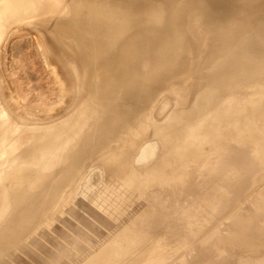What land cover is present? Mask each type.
Wrapping results in <instances>:
<instances>
[{
    "label": "bare ground",
    "instance_id": "1",
    "mask_svg": "<svg viewBox=\"0 0 264 264\" xmlns=\"http://www.w3.org/2000/svg\"><path fill=\"white\" fill-rule=\"evenodd\" d=\"M37 1L38 0H0V29L4 27L2 25L7 22V20H20L23 15L34 13L35 11H37L40 16H44V18L40 17L43 22L50 19V17L46 14V12L50 9L59 12V14L64 17L63 22L58 26L63 34L53 32L55 34V43L59 45L62 52L61 58L57 57V60L61 62L65 72L69 75L67 78L72 85V90L76 91L75 96L78 97L77 95L82 96L83 94L84 96H82V98L88 100L84 103L83 107L86 106L87 109L91 110L90 116L92 117L93 123L79 134V139L76 138L78 139V141L76 140L77 144L74 142L76 145L67 156L69 157L68 164H70L68 167L63 168L68 164L63 165L59 161L61 164L49 174L46 175L43 171H39L32 175L30 173L31 168L29 166H34V168H36L39 166V164H43V162L51 159L53 155L49 154V149H44L41 147H36L28 153L16 155L13 154L15 147L17 144L25 141L28 144H37L47 137L49 133L54 134L57 132V130L49 127L46 128L45 126L41 125H35L30 126L32 128L28 127V131L23 135L16 133V139H3L9 137V129H12V131L15 130L10 123V116L12 115L5 111L9 110L7 109L8 107L4 105L3 107L0 106V160L1 158H5L3 161V164L5 165L10 163L15 164L14 167H9V165V169L8 167L1 169L3 164L0 165V174H4L7 170H16V165L19 166L16 170L18 171L17 173L11 172L7 174V184H9L10 189L16 194L14 196L16 199L15 201L18 203L23 202L25 205H27V208H31L24 210L27 216H25L23 220H21L20 217L18 220H16V217L13 219L11 217V213L9 212L10 208L6 209L3 212L4 214H0V229L2 228L1 226H3L4 222H7L9 218L12 219L10 222L11 224H9L12 225V228L14 226H19L21 230L25 229L28 232H39V228H41L43 224L45 225V222H47V219H49L51 216L53 217L55 215L56 219H66L61 230V245L54 243L52 238H50L48 243L40 247L43 249V251L40 250L42 252L36 249L34 250L32 245H25L22 248L23 250L25 249L30 251L28 254H30L31 259L23 256L21 257V255H23L21 252L22 254L20 253V256L16 258V264H34L46 257L53 256L54 249L63 250V253H57L53 257V261L58 264H68L67 258H75L78 261V256H86L90 260H94V258L97 256L99 258L106 253V249L103 247V253L101 252L102 250L99 252L98 250H95V248L99 245L103 246L104 244L110 242V239L114 234L112 225L116 226L117 224L124 223V219L128 213V211L126 213V210H124L126 206L127 209H129L128 206L130 204H134V206H132L135 207L137 205L139 206L144 204L145 202L148 203V201H153V203H155L154 201L156 199L160 200L159 197L163 199L162 196L166 198V203L163 202V204H161V208L159 206L160 204L157 203V206L155 205L157 212H155L154 218L156 219H148V217H146V215L148 216V213L151 211L147 210V207L145 208L146 210L144 209V211L149 212H147L145 215L142 211V207L140 208L141 212L143 213L142 218L144 219V217H146L148 219V222L145 221L146 223H150L152 225L153 221L155 225H161V227H159L163 229L165 226L168 228H173L171 227L172 225L174 228L179 229L177 224H182V227H179L180 229L182 228L181 230L184 231L182 232L184 234L183 236L178 235L179 238H183L181 241H179L180 239L176 237L177 233L174 236V228L170 229V234L162 242V250L165 254H163V256L161 255L163 259L161 263H166L170 255L174 256L172 253H167L171 251L174 253V250L178 249V247L179 252L181 253L182 248L180 246L182 244H189V241L192 239L194 240L195 236L197 237L204 234L199 236V238L197 237L199 239L198 243L201 244L206 242V239L210 234L209 230H211L209 228V230L206 229V227L209 225L212 227L211 223L214 222L213 218L216 215H211L213 212L211 209L215 211L216 208H219L221 210L222 208H225L223 207L225 204L236 202L240 194L243 193L241 190V184H237L239 178H235L236 176L234 175H223L221 170H219L220 168L218 164L219 160L222 159V154L225 155L226 153L228 155L237 151L240 142L236 138L241 139L239 138L240 136L237 135L240 131L236 133L237 136L233 135L234 137L236 136L235 139L233 137V139H231L230 137L234 133V130L237 131V129H234L235 126L229 125L227 129L222 126L220 131L217 132V136L203 141V143L200 145L192 146H189L188 144L197 139L192 138L187 143L185 140L186 138H181L180 135H183L188 129L192 128L195 124V121L198 120L201 115L205 114L209 116L216 114L218 109L217 105L220 102L224 103L229 101L228 103H231L233 108L238 107L241 103H238L233 96L236 92L241 93L237 90L240 89V91H242L245 88L249 89L248 87L251 88L256 82L264 80V74L261 75V77L256 73L259 77L248 83L243 82L246 76H253V74L251 75L252 72L249 71L252 70V66L255 69H257V67H264L261 66L262 63H260L261 59H264V0H63L62 2L55 0H43L41 4H38ZM151 9L152 11H150ZM8 12L10 14L4 15ZM53 22L55 21L53 20ZM248 64H250L251 67H247ZM233 78L242 79L240 88L235 89L236 87L229 86V80H232ZM204 81L209 83L208 89L205 91L192 85L196 84L197 82ZM159 90H161V94L165 92L167 95L172 94L170 96H173V106L169 111V115L167 114V117L164 116L165 118L159 117L162 111L160 107V109H152L155 105H153V102L155 99H157L156 94ZM2 92V88H0L1 96H3ZM154 103H156V101ZM166 108L167 107H165V109ZM165 109H163L162 112H164ZM96 110L100 111V117L95 115V113H97ZM151 111L153 114H151L149 117H145V115ZM84 115L85 112H82L80 116L76 115L71 118V120L66 124V134H69L73 129L80 126L82 117ZM142 117L145 118L142 119ZM166 128H172L173 130H170L172 132L167 134L165 137L173 138L178 136L180 139L177 140V142L183 143L177 145L176 152L174 154H168L164 156H160V154L149 156L151 153L149 148H156L158 141L156 140L157 143H155V140H151L145 143L142 149H144L145 153L148 154L147 157H149V159H147L146 162H149L145 163V167L139 168L138 166H135V172L129 180V187L125 190L121 189L122 191H120L123 194H119L118 191L115 193L113 190L114 185H109L108 183L104 184L103 182H84L83 187L85 185L86 188H84L83 191L80 190V193L84 195L86 194V196H88V203L83 208L81 204H78L80 200L79 198V200H76V203L74 201V204L76 205L74 215L80 220L87 236L84 238L83 233L78 232L74 228L73 230L68 229L71 224L67 219V215L69 213L63 214L62 210L59 209L60 211H56L54 208H52V206L55 203V200H59L61 198H59V195L63 196V192L69 194V191H71L69 188L74 183L72 177L83 168L84 160L90 158L98 159L104 155L99 157L96 156L103 150H106L108 153L106 154L107 156L105 157V160L98 161L96 163H99L100 165V162H102L103 164H112L113 166H118L123 163L126 154L136 145L132 144L131 141H136V139L141 136L139 133L144 134L147 132V136L153 137V135L158 136L157 132L163 131ZM205 130L208 134L210 133L207 128ZM262 138L259 137V140L261 139L264 141V137ZM120 141L122 142L121 145H119ZM259 142H257V145ZM57 144L61 145L62 140L59 139ZM259 145H262L261 142ZM243 146L245 153L249 147H253V149L248 153L250 155L246 156L249 157L247 161L241 160L242 166L244 165L246 168L244 170H248L249 180L248 183H245V186L248 188L249 186L256 184L261 179V176H264V166L255 168V165L263 161L262 158L264 157V149L260 150V153H258L256 146L245 143ZM180 150L184 152L182 156H178V152ZM9 154L10 157H8ZM23 155L26 156L17 157ZM42 155H44L45 158H42ZM36 159L37 161L32 162V160ZM23 162L28 164H23ZM236 162H238V160H236ZM212 165L214 166L213 168H211ZM216 166L218 167V170L216 169L218 173L213 174L214 171L213 173H210L208 169L211 168V170H215ZM230 167L231 163L228 164L227 162L224 171H227V169ZM195 171L202 172H200V176L203 178L201 177L202 180L200 183H203V188L204 185L207 184L204 182L206 181L205 178H207V180L211 178V176L210 178L207 177L208 174H213L212 177L214 176V178H216L214 181L211 180V185L214 182L215 187L219 186L222 188V191L220 190L222 192L221 193L215 189L214 186H212L215 191L217 190L213 193H218V196L220 195L219 193H221L219 197L215 195L217 197L216 204L213 205L214 203H211V205L214 206H212L213 208H209L211 205L208 207V204H206L211 198L204 201V197L206 196L203 198L200 196L199 198H201V200L204 199L203 203L199 199V202H192L197 200L198 196L194 195L196 192H194V194H189V192L187 193V190L189 189L186 188H192V186L195 185L194 187L196 189V184H200L196 182L194 178H192L194 173H197ZM66 172H70V175L66 174L69 177H65ZM99 172L100 169L94 170V173L96 174ZM195 179L198 180L197 178ZM98 187L103 190L102 194L99 192V189L97 190ZM202 187L200 189H202ZM195 189L193 188V191H195ZM205 189L207 188H204L202 192L203 194L201 193V195H204ZM214 189L212 191H214ZM164 190H167V195L161 192ZM175 192L180 193L179 201L176 205H171V198ZM229 193H233L235 196L230 194V197L228 195ZM255 194H260V192ZM65 195L67 196V194ZM69 195L68 197H70ZM207 195L209 196V194ZM66 196L65 198H67ZM194 196L196 199H194ZM253 197L262 198L261 196ZM255 198L254 202H256ZM214 199L215 197L211 201L214 202ZM69 200L70 198L68 201ZM256 200L258 201V199ZM83 201L85 202L86 200ZM190 202H192V204ZM259 202L262 203L261 201ZM259 202H257L258 206ZM33 203H35V205H32ZM67 203L65 208H70V203ZM153 203L152 206H154ZM253 204L256 205L255 203ZM145 205L147 206V204ZM251 205L252 204H250L249 207ZM255 207H251V209L248 207L246 208H248L247 210L249 211L254 209V211L256 210L257 212L253 211V213L259 212L258 214L264 211L262 208L261 211L260 207ZM135 208H137V210L139 209L138 207ZM174 208L177 210L175 209L174 211L176 213L172 214V212H174L172 211ZM53 209L55 211H53ZM88 209L90 210L89 215H85L84 213L87 212L86 210ZM133 210L136 211V213L139 211L135 209ZM133 210H130L129 214L131 215L133 212L132 216L134 219L135 212ZM141 212L139 214H141ZM221 212L222 211H220V213ZM232 212L233 213L231 214V212L228 211V213L231 214V217L228 216L229 219H225L228 221L231 219L230 223L235 224V226L237 225L235 230L237 228L241 229V233L238 232L240 234H238V237L235 238L236 240L234 239V241H236L235 243L239 245V247H235V250L236 248H239L240 254L239 252H237V254L235 252L234 253L236 255H240L241 258L239 261H237V264L240 263L242 258L244 260L243 264H249V260L252 261V264H263L264 251L261 252L263 247H260L261 249L258 250L259 247L255 248V245L253 246L248 241V237H251V235L255 234L256 231L259 232L260 229H256L260 227V225L262 226L264 224V221L262 220L264 219V213L262 212L263 214L261 213V215H259L262 216V218H259L262 220V223H260L261 221H257L256 223V221L254 222L253 220L254 224L256 223L258 225L260 223V225L256 226L252 224L251 217L253 218V215L250 214L251 212L248 213L249 216H246V213L244 216L245 218L243 219L242 216H239L240 218H238V216L234 214L233 210ZM238 213L239 212H237V215ZM60 214L63 216L60 217ZM139 214L137 215L139 216ZM137 215H135V222L138 220L136 219ZM96 217H100L99 220L101 223L94 224L97 222L94 221ZM177 217H180V219L183 218V222L181 223V220H179ZM133 222L131 220L130 223L129 221L125 223L127 225L129 223L130 226L133 225L134 227L135 222L134 224ZM47 223H50V221ZM215 223L216 222H214V225ZM150 224L148 227L151 226ZM218 224L219 223H216V228L214 226L215 229L218 228ZM48 226L49 229L47 232L50 235L54 233L55 230H53V223L49 224ZM254 226H256V231L253 229L255 232L251 230V228ZM44 227L47 228V226ZM44 227L42 229H44ZM151 227L155 226L152 225ZM116 228L118 229V227H115V230ZM141 228L138 229L141 230ZM146 228L147 226L143 228L144 232L147 231L145 233H148ZM224 228L225 226L223 229ZM177 229L175 231L178 232ZM120 230L118 229L119 232ZM127 230L126 233H128L130 229L128 228ZM136 230L134 229V232ZM244 230H250L254 233L251 232V234L249 231L248 235V232H245ZM4 231L5 228L4 230L2 228L0 231V249L6 243V238L1 237L2 234L4 235L6 233H4ZM131 231L133 232V230ZM236 231L232 232H234L237 236ZM144 232L142 235H139L140 232L138 233V231L135 232L136 234L132 233L133 235H130L131 233L127 234V238L128 235L132 238H141L143 237V234L145 235ZM232 232L229 233L232 234ZM122 233L124 234V232ZM227 233L225 235H227ZM259 234L258 238L260 237ZM227 236L224 237L225 239H228L227 243L224 244H229V247L227 248H231L230 246H233L232 243H234L232 238H234L235 235H233L232 238L230 235L228 237ZM254 236L253 238H249V240L251 241V239H254L252 240V243H256V246L259 244L260 246V243H262L264 240V237L263 240L261 239L263 235L261 238H259L260 240L258 238L255 239ZM218 237L222 238L221 236ZM42 239H44V237ZM218 239L216 241H219ZM37 241L38 239H34V242ZM186 241L188 243H186ZM30 242L32 243V241ZM171 242L172 245L176 244V249L175 245L174 250L170 249L172 248L171 245H169ZM177 242L179 246L177 245ZM209 242L211 243L212 241H208V243ZM219 242H221V244ZM219 242H217V245L219 243V246H217L214 242L210 246L208 245L210 248H206L210 249V251L205 248L206 252L208 253L207 256L204 257L207 259H205L207 262L209 261L208 264H220L221 262L228 263L227 257L231 256V254L226 252L227 257L225 255V258L223 255L225 254L223 251L224 248L219 251V247H223L220 246L223 244L222 240ZM230 242H232V245ZM183 245L182 247H184ZM201 245L203 247V244ZM247 245H252L253 247ZM226 246H224L225 249ZM186 247L187 246L185 245L183 249ZM217 247L218 249H215ZM241 247L243 248L242 250ZM249 247L254 252L253 255H248L250 252L248 249ZM253 248L256 249V252L255 249L253 250ZM205 249L203 250L205 251ZM187 250L190 253L192 249L190 250V248H188ZM194 250L195 249H193L192 252ZM226 250L228 251V249ZM89 251L98 252L96 255H94ZM230 251L231 249L228 252ZM244 251L247 255L245 256V259L244 257H241L243 256L241 252ZM177 252H175V254H177ZM184 252L185 251H183V253ZM196 252L197 253L192 254V259H195L194 255H200L198 250H196ZM181 255L182 254H180V256ZM186 255L188 254L186 253ZM236 255L234 256L235 260H233V262H236ZM192 259L188 258V260ZM196 259H198V257ZM229 260L232 262V256L231 259L229 257ZM243 260L241 261V264ZM136 261L137 260H135V262ZM181 261L184 262L183 260ZM194 262H196V260ZM233 262L232 264H236ZM113 263L115 264L114 261ZM131 263H134V260L131 261Z\"/></svg>",
    "mask_w": 264,
    "mask_h": 264
},
{
    "label": "rangeland",
    "instance_id": "2",
    "mask_svg": "<svg viewBox=\"0 0 264 264\" xmlns=\"http://www.w3.org/2000/svg\"><path fill=\"white\" fill-rule=\"evenodd\" d=\"M55 1L62 2L63 0H55ZM42 2H43V0L37 1L38 4H41ZM47 3H51V2H47ZM166 5H164V6H166ZM150 11H152V9ZM8 14H10V13L8 12L4 15H8ZM46 14L50 17V19L48 21H45V22H43L41 20V18H44V16H40V14L37 13V11H35L34 13L23 15V17L20 20H13V21L7 20L8 23L5 22L2 25L4 27L3 28L1 27L2 29H0V88H2V91H3L2 92L3 96H1V94H0V99L2 101V102L0 101V106L3 107V105H4V106L8 107L7 109H9V110H5V111L8 114L13 116V117L10 116V118H11L10 123H11V126L16 131L15 132V131H12V129H9V132H10L9 137L3 138V139H8V140L11 138L16 139V137H17L16 133L19 135H23L28 131L27 130V129H29L28 127L35 126V125H41V126H45L46 128L49 127V128L57 130V132L54 134L49 133V135L47 137H45L42 141H40L37 144H35V143L28 144L25 141V142H22L20 144H17V146L15 147L13 154H16V155L28 153L32 149H35L36 147L49 149L48 150L49 154L53 155L51 157V159H49L46 162H43V164H39V166L36 168H34V166H29L31 168L30 173L32 175L36 174L39 171H43L47 175L51 171H54V169L56 167H58L61 163L63 165H67L69 163V159H68L69 157H67V156H68L69 152L72 149H74L75 145L77 144L76 140L78 141L79 134L84 129H86L87 127H89L93 123L92 117L90 116L91 110L87 109L86 106L83 107L84 103L87 102L88 100L82 98V96H84L83 94H82V96L77 95L79 98L75 96L76 91L72 90L73 89L72 85H71L69 79L67 78V76H69V75L65 72L64 68L62 67L61 62L57 60V57L61 58L62 52H61L59 45H57L55 43V40H54L55 34L53 32L63 34L61 32V30L58 28V26L61 25V23L64 20V17H62L59 14V12H57L53 9L48 10L46 12ZM53 20L55 22H53ZM73 28H75V27H73ZM13 29H14V31H13ZM260 63H262L261 66H264V59L263 58L261 59ZM247 67H251V65L248 64ZM253 68L254 67L252 66L251 67L252 70H249L250 72H252L251 75L253 74V76H246L244 78L243 82H247V83L251 82L252 80H254L257 77L264 74V67H261V68L257 67V69H255V68L253 69ZM208 84L209 83H206L204 81V82H197L196 84H192V85L194 87H197L198 89H203V91H205L208 89ZM241 84H242L241 78H238V79L233 78L232 80H229V86L230 87H236L235 89L240 88ZM248 88L249 89L245 88L244 90H242L243 92L240 91V89H238L237 91H239L241 93H238V92L235 93L234 92L235 93L233 95L234 98L236 99V101L238 103H241L238 107L233 108L231 103H228L229 101H226L224 103L220 102L217 105L218 109H217V112L215 111L216 114L209 115V116L205 115V114L201 115L198 118V120L195 121V124L192 128L188 129L187 132L184 133L183 135H180L181 138H186L185 140L187 141V143L192 138L197 139V140H193L192 142H190V144H188L189 146L200 145L203 143V141H206L208 139H211V138H214L215 136H217V134H218L217 132L220 131L222 126H224L227 129L229 125H234L235 126L234 129H237V131L234 130V133L232 134V136L230 138L235 139V137L238 135V136H240L239 138L242 139L241 140V139L236 138L240 142V145L237 148V151H239V152L236 151L235 153H231L228 155L226 153H225V155L222 154V159L219 160L218 164H219V168H220L219 170H221L223 175H234V176H236L235 178H239L237 181V184H241V186H242L241 190L243 191V193L240 194L241 197L239 196L238 199L236 200V202H234V203L230 202V203L225 204L223 206L225 208L220 207V208H222L221 210L219 208L218 209L216 208L217 210L214 208L216 212L211 209V211L214 212V213L212 212L211 215L216 214L215 217L213 218L214 219L213 221L216 223H219V224H218L217 229H215L216 223L214 225V222L211 223L212 227L210 225L208 227H206V229H208V228L211 229V230L208 229L210 234H211V238H210V234L208 232L209 236L207 237V239L208 238L209 239L208 240L206 239V242L201 243V244H203V247L201 244L198 243L199 242L198 238H199V236H202L204 234L197 236L198 238L195 236L194 240L192 239L189 241L190 242L189 244H184V245L182 244L184 247L186 245L187 249L188 248H190V250L195 249L193 252L191 250L190 253L186 248L183 249L184 247H182V245L180 246L182 248V252L180 253L179 247H178V249H176L177 246H176V244H174L176 242H174L173 244L175 245V249L179 252L178 253L176 250H174V245H172V242H171V244H169V245H171L172 248H170V249L174 250V253L171 251L167 254L172 253V254H174V256L170 255L169 256L170 258L168 257V261L164 264H200V263H202V264L207 263L208 264L209 261L207 262L206 261L207 259L205 258L207 256V253H208V252H206V249H208L206 247H209L211 244H213V242L217 245V242H219L221 240H222L223 244L227 243L228 239L227 238L225 239L224 237H226L229 232L230 233L232 231L235 232L237 229H239L240 231L239 230L236 231L237 236L234 232H232V234L235 235L234 238H232L233 235L229 233L230 236L232 235L231 238L233 239V242H234V243L230 242V244L232 243L234 247L230 246L231 248H227V247H229L228 246L229 244H224V245L222 244L220 246L221 247L223 246V247L222 248L219 247V251L224 248L223 249V251L225 252V254H223L224 257H225V255L227 257V253L231 254L232 262H233V260H235L234 256L237 254V252H239V248L238 249L236 248V250H235V247H239V245H237V243H235L236 241H234V239L237 238L238 234L241 233V229L237 228L235 230L237 225L235 226V224L230 223L231 219L229 221L226 220V219H229L228 216L231 217L230 215L233 213L232 210L234 211V214L236 216H238V218H240L242 216V219L245 218L244 216L246 213H247L246 216H249L248 213L251 212L250 214L253 215V218L251 217V215H250V217H251V221H252L253 225L258 226V225H260V223H262V220L264 221V219H262V220L259 219L260 217L262 218V216H259V215H261L262 212L264 213V211H262V210H264V208H263L264 207L263 206L264 205L263 204L264 203V201H263L264 200V176H261V179L256 184L249 186L250 188L249 187L247 188V186H245L246 185L245 183H248L249 174H248V170H244L246 168L244 167V165L242 166V162H241V160L247 161V159L249 157H246V156L250 155L248 153L253 149V147H249L245 153L244 149H243L244 143L256 146L258 153H260V150L264 149V147H263L264 141H262L261 139H260L261 141L259 140V137L260 138L264 137V80H261L260 82H256L254 85H252L251 88L250 87H248ZM72 91H73V93H72ZM163 93L161 94V90H159L157 92V94H156L157 99L154 100V102L156 101V103L153 102V105L154 104L155 105L152 108L154 110L161 108L163 111V109H165V107H167L164 110V112L161 111V114L159 116L161 118H163L164 116L167 117V114L169 115V111L171 110V108L173 106V104H172L173 103L172 102L173 96H170L172 94L167 95L165 92H163ZM15 102H16V104H15ZM207 103H210V102H207ZM13 105H14V107H13ZM96 111H97V113H95V115L97 117H100V115H101L100 111L99 110H96ZM82 112H85V115L82 117V122H81L80 126L73 129L69 134H66V124L71 120L72 117H74L76 115L80 116L82 114ZM151 114H153L152 111L150 113H147L145 115V117H149ZM145 117H142V119H144ZM50 124H52V125H50ZM45 127H43V128H45ZM30 128H32V127H30ZM206 128L210 132L209 133L210 135L205 130ZM33 129L36 130L35 128H33ZM170 130H173V129L172 128H166L163 131L157 132L158 136L153 135V137L147 136L148 135V134H146L147 132H145L144 134L139 133L141 136L138 139H136V141H131L132 144H136V145L134 146V148H132L126 154L123 163H121L118 166L117 165L113 166L112 164L111 165L110 164L109 165L103 164L102 162H100V165H99V163L98 164L96 163L98 161L105 160V157L107 156L106 154L108 153L106 150H103L100 154H98L96 156V157H99L101 155H104L98 159H91L90 158V159L84 160L83 168L75 176L72 177V180H74V183L69 188L71 190V191H69V194L72 192L71 193L72 195L71 194L69 195L68 193H65V192H63V193L61 192L63 194L64 198H63V196L59 195V198L60 197L61 198L59 200L58 199L55 200V203L52 206V208H54L56 211L62 210L63 214L69 213L67 215V219L70 221L71 224L68 227V229L73 230V228H74L78 232L83 233L84 238L87 236L86 233L84 232V227L81 224L80 220L77 219L74 215V211H75V207H76V205L74 204V201L76 203V200L80 199L78 204H81L83 208L88 203L87 202L88 196H86V194L84 195V194L80 193V190L83 191V189L86 188L85 185L83 187L84 182H91V183L103 182L104 184L108 183L109 185H114L113 190L115 191V193H116V191H118V193L121 194L122 192H120V191H122L123 189L125 190L129 187V182H130L129 180L135 172V170H134L135 166H138L139 168L145 167V165H146L145 163L149 162V161L146 162L147 159H149V157H147L148 154H146L144 149H142L144 147L145 143H147L151 140H153V141L155 140L154 141L155 143H157L156 140L158 141V145L156 148H151V149L149 148V150H151V153L149 156H152V155L155 156L158 154H160V156H164V155H168V154H174L177 150V145L183 144V143L177 142V140L180 139L178 136L173 137V138L165 137L167 134L172 132ZM230 130H232V129H230ZM238 131H240V132H239V134L236 135V133ZM233 135H236V136L234 137ZM76 138H78V139H76ZM59 139L62 140L61 145L57 144ZM240 140L242 141V143L243 142L244 143L242 144ZM243 140H245L246 142ZM259 141L261 142L262 145H259L260 144ZM257 142H259V144H258L259 146L257 145ZM12 143H15V142H12ZM121 143L122 142L120 141L119 145H121ZM117 145H118V142H117ZM183 154H184V152L182 150H180L178 152V156H182ZM263 155H264V153H263ZM5 156H7V155H5ZM5 156H3V157H5ZM25 156L26 155L17 156V157H25ZM8 157H10V154L8 155ZM42 158H45V156L42 155ZM4 159L1 158L0 165L3 164ZM90 160H93V161H90ZM236 160H238V162H236ZM262 160L263 161H261V163L255 165V168H259V167L264 166V163H263L264 157L262 158ZM35 161H37V159L32 160V162H35ZM59 161L61 163H59ZM30 162H31V159H30ZM227 162H228V164L231 163V167L229 169H227V171H224V168H225V165L227 164ZM57 163H59V164H57ZM23 164L27 165L28 163L23 162ZM14 165H15L14 163L13 164L10 163L7 165L3 164L1 169H3L4 167H8V166L14 167ZM69 165L70 164H68L67 166H65L63 168H66ZM202 165H204V164H202ZM213 165L211 166V168L214 167ZM200 166H201V164H200ZM9 167H8V169H9ZM18 167L19 166L16 165V170ZM211 168L208 169L210 173H213V171H214L213 174L218 173L217 172V170H218L217 166H216L215 170L214 169L211 170ZM97 169L98 170L100 169V172L96 174V173H94V170H97ZM16 170H12V171L7 170L4 174H0V214L3 213L6 209L10 208L9 212L11 213V217L13 219L16 217V220H18L20 218H21V220H23L25 218V216H27V214L24 212V210L25 209L28 210V208L29 209H31V208L30 207L27 208V205H25L23 202L18 203L15 201L16 199L14 198V196L16 194H15V192H13L10 189V186H9V184H7V179H6L7 174H9L11 172L17 173L18 171H16ZM215 171H216V173H215ZM195 172H197V171H195ZM200 172L201 171H198L197 172L198 175H197V173L196 174L194 173V175L192 176V178H194V180L198 183H200L202 178H203L202 176H200L202 173V172L201 173ZM66 174L70 175V172L65 173V177L66 176L69 177ZM213 174L207 175V177H209V178L211 176L212 179L208 178L209 180H207V178H205L207 182L206 181H204V182L207 184L204 185V188L206 187L207 189H205L204 195H201V193L204 190V188L202 187L203 183L202 184L200 183L198 185L196 184V189L194 187L195 185L192 186V188L191 187L186 188V189H189V190H187V193L189 192V194H192V193L194 194V192H196L194 195L198 196L197 200H194V199H196V197L194 196L195 198L193 199L194 201H192V202H196V201L199 202L198 201V199H199L203 203L204 199L201 200V198H199V197L201 196L203 198L204 196H206V197H204L205 198L204 201L209 200L211 198L210 201H207L208 203L205 202L206 204H208V207H209V205H211V203H214L213 205L216 204V198L221 195L222 188L219 186L215 187L214 182L211 185V182L216 179V178H214V176L212 177ZM35 176H39V175H35ZM41 176H44V175H41ZM204 176H205V174H204ZM195 178H197L199 181L196 180ZM208 184H210L211 187ZM200 186L202 187V189H200L201 188ZM212 186H214L215 189H217L219 192H221V193H219L220 194L219 196L217 195L218 193H213V192H216L217 190L215 191V189ZM252 186H254V187H252ZM217 187L221 188V189H218ZM193 188L195 189V191H193ZM260 188L261 189L263 188L262 191ZM66 189H65V191H66ZM98 189H99V192H101V194H102L103 190L100 189L99 187L97 188V190ZM213 189H214V191H212ZM243 189H245V190H243ZM167 190H164L161 192L164 193L165 195H167L168 194ZM208 190H210V191H208ZM244 191H246V192H244ZM259 192L262 195L255 194V193H259ZM65 194H67V196ZM198 194H200V195H198ZM207 194H209V196ZM230 194L235 196L233 193H229L228 195L230 196ZM17 195H19V194H17ZM68 195L70 197H68ZM179 195H180L179 192L173 193L172 198H171V203H170L171 205L177 204V202L179 201ZM65 196L67 198H65ZM213 196L215 197L214 202L211 201L214 198ZM253 196H256V197L261 196L262 198L259 197L261 199L260 200L259 198H255ZM69 198H70L69 201H71V202L68 201ZM162 198L163 199H161L159 197L160 200L156 199L154 201L155 203H153V201H148L149 204L145 202L144 204H141L142 206L137 205L135 207H138L139 209L142 207V211L144 212V215L147 214V212H149V211H146V212L144 211V209L147 207L146 208L147 210H151L150 211L151 214L149 212L148 216L146 215V217H148V219L154 218L155 212H157V210H156L157 205L156 204L157 203L160 204L159 206L161 208V204H163V202L166 201V198L164 196H162ZM206 198H208V199H206ZM251 198H253V199H251ZM254 198H255L256 202H254ZM256 199H258V201ZM83 200H86V201L84 202ZM243 201H245V202H243ZM247 201H248V203H247ZM251 201L253 203H255L256 205H254ZM259 201H261V202L263 201V202L260 203ZM67 202L70 203V208H65ZM151 202L153 203L154 206H152ZM192 202H190V203L192 204ZM209 202H210V204H209ZM257 202H259V206H258ZM35 203H33L32 205H35ZM145 204H147V206ZM235 204H236V206H235ZM250 204H252V205L249 207ZM10 205H11V207H10ZM132 205L134 206V204H130L128 206L129 209H127V206H126V208H124V210H126V213L128 211V213L126 214V218L129 220H127L125 218L124 223L117 224L116 226L112 225L113 230H114V234L111 237L110 242L107 244H104L103 246L99 245L95 248V250H98L99 252L102 250L101 252H103V250H104L103 247H105L106 250L108 249L107 251L105 250V252H106L105 254H103L99 258H98V256L95 257L94 260H90L86 256H81V257L78 256V261L75 258H73V259L67 258L68 264H114L113 261L115 262V264H136V263H138V264H162L161 263L163 261L162 256H163V254H165L164 251L162 250V247H163L162 242L165 240L166 237H168V235L170 234L169 231H171L170 229H173L174 226L173 225L171 226L173 228H168L167 226H165V228H164L165 230H164L163 228H160L161 225H159L160 226L159 227V226L155 225L152 221V225L155 227H151L152 225L150 223L149 224L151 226L148 227L149 224L145 222V221L148 222V219L146 217H144V219L142 218L143 213L141 212V209L140 210L138 209L139 210L138 211L137 208L133 207ZM143 205H145V206H143ZM213 205H211V207H209V208H213L214 207ZM232 205H234V206H232ZM261 205H262V207H261ZM149 206H151V207H149ZM246 207H248L249 209H251V207H253V208L254 207L255 208L260 207V210L262 208V210H261L262 212L260 214H258L259 212L253 213V211H254L253 208H252L253 210L249 211V210H247L248 208H246ZM132 208L137 210L138 213H136V211H134ZM54 209H53V211H55ZM152 209H153L154 213L152 212ZM175 209L176 208H174L172 211H174ZM178 209H179V207H178ZM235 209H236V211H235ZM130 210L131 211L133 210L136 213V214L134 213V219H135V215H137L141 212V214H139V216L138 215L136 216V219H138L137 220L138 222L137 221L135 222V220L133 219V216H132L133 212L131 213V215L129 214ZM219 210L223 212V216H222V212L220 213ZM243 210L245 211V213ZM260 210H258V211H260ZM86 211L87 212H85L84 214L89 215L90 210L88 209ZM217 211L220 213L221 216L219 215V213ZM228 211L231 212V214L228 213ZM237 212H239L238 215H237ZM254 212H257V211L255 210ZM173 213H176V212L174 211V212H172V214ZM22 214H25V215H22ZM177 214H178V212H177ZM62 216L63 215L60 214V217H62ZM217 216H218V219H217ZM211 217H213V216H211ZM52 218H53V220H52ZM140 218H142V219H140ZM177 218L179 220H181V223L183 222V220H182L183 218L182 219H180V217H177ZM177 218H175V219L178 220ZM254 218L255 219L257 218L258 220L257 219L255 220ZM99 219H100V217H96L94 221H97V222H95L94 224L101 223V221ZM154 219H156V218H154ZM215 219H216V221H215ZM65 220H66L65 218L56 219L55 215L53 217L51 216L49 219H47V222L50 221V223L45 222V225L43 224L42 227L39 228V232L41 233L40 234L38 231L28 232L25 229L21 230L19 228V226H14L12 228V225H9V224H11L10 222L12 221V219L9 218V220L7 222H4L3 226H1L3 228V230L5 228L4 233L6 232L7 234L6 233L4 235L2 234L3 236L1 235L2 238L3 237L6 238V243L0 249V264H16V261H17L16 258L20 256L21 252L23 253V255H21V257L23 256V257L31 259L30 254H28L30 251H27L25 249L23 250V248H22L25 245H32L34 250L36 249L38 251H40V250L43 251V249H41L40 247L42 245H45L46 243H48L50 238H52L54 243H58L61 245V230H62V226H63V223ZM131 220H132V222L134 220L135 224H134V222H133V224L136 227L135 226L133 227V225L130 226L129 223ZM253 220H254V222L256 221V223H257V221H261V222L257 225L256 223L254 224ZM128 221H129V223L127 225L125 222H128ZM144 222H145V224H144ZM149 222H150V220H149ZM224 222H227V223H224ZM51 223H53V226H54L53 230H55V232L49 235V233L47 231L49 229L48 225ZM156 223H158V222H156ZM174 224L176 225L175 222H174ZM145 225L147 226L146 229L148 230V233H145L147 231L144 232L143 228L146 227ZM232 225L235 227H233ZM239 225H238V227H239ZM44 226H47V228ZM119 226L120 227L122 226V227L120 228ZM179 226L182 227V224H180V225L177 224V227L179 229H177V228L173 229V231L175 232L174 236L177 233L176 237H178V235L183 236V234H184V233H182L184 231L181 230L182 228L180 229ZM214 226H215V228H214ZM224 226H225V228L223 229ZM256 226L251 228V230H253V229L255 230ZM43 227H44V229H42ZM115 227H118L119 230L121 229L123 231L120 230V232H121L120 233L118 231V229L116 228V230L118 231L117 232L115 230ZM128 228L130 230L128 233H126V230ZM136 228H137V230H136ZM138 228H141V230L145 233V235L143 234V237L132 238L128 235V238H127V234L131 233L130 235H133V234H136L135 233L136 231H138V233L140 232L139 235L140 234L142 235L143 232L141 230H139ZM155 228H156V230H155ZM231 228H234V229H231ZM1 229H0V231H1ZM134 229L136 230L135 232H134ZM176 229L178 230V232L175 231ZM258 229H260L259 232L256 231ZM262 229L264 230V224L262 226L260 225V227H258L255 230L257 234L256 233L252 234L255 231L253 230L254 231L253 232V231L249 230L250 233L252 232L251 233L252 235L250 234L251 237L253 238V236L255 235L254 238L256 239V238H258V234L261 233V234H259V236H260L259 238H261V236L263 235L261 238L263 240L264 234H262V233H264V231ZM131 230H133V232ZM158 230H160V231H158ZM228 230H230V231H228ZM166 231H168V232H166ZM244 231L248 232L247 234L249 235V231H247V230H244ZM260 231H262V232H260ZM45 232H46V234H45ZM122 232H124V234ZM238 232H240V233H238ZM181 233H182V235H181ZM226 233H227V235H225ZM19 234H20V236H19ZM43 234H45V235H43ZM216 236L217 237L221 236L223 239L219 238V237H218L219 238L218 239ZM43 237H44V239H42ZM251 237L250 236L248 237V241L253 246L255 245L254 246L255 248L259 247L258 250H260L262 247L264 248V243H263L264 240L263 241L261 240L262 243H260V246H259V244H257V246H256V243L255 244L252 243V240H254V239H251V241L249 240V238H251ZM34 239H38V241L34 242ZM125 239L128 241H126ZM178 239H180L179 241H181L183 238L178 237ZM217 239L219 241H216ZM224 239L226 240V242ZM26 240H28V241H26ZM30 241H32V243ZM208 241H212V242L208 243ZM261 241H258V242H261ZM27 242H28V244H27ZM186 243H188V242L186 241ZM206 243H207V245H206ZM219 243L221 244V242H219ZM219 243L217 246H219ZM228 243H229V241H228ZM177 245H178V242H177ZM252 245H247V246H252ZM143 246H144V248H143ZM146 246L148 249L146 248ZM224 246H226V249H228V251L230 249H231V251L228 252ZM242 247H241V250L243 249ZM181 248H180V250H181ZM202 248L203 249L206 248L205 251ZM255 248H253V250ZM263 248H262L261 252L264 251ZM144 249H147V250H144ZM215 249H218V247ZM246 249H245V251H246ZM248 249L252 253H250L248 251ZM248 249H247V251L249 252L248 255L249 254L253 255L254 252L252 251V249H250V247ZM196 250H198V253L200 252V255L196 254V255H194L195 259L194 258L192 259V257H193L192 254L197 253ZM42 251H40V252H42ZM98 251H89V252L96 255ZM146 251H147V253H146ZM183 251H185V252L183 253ZM208 251H210V249H208ZM214 251H216V250H214ZM245 251L241 252V254L243 255L241 257H244V259H245V256H247L246 255L247 251H246V253H245ZM150 252H151V254H150ZM175 252H177V254H175ZM255 252H256V249H255ZM53 253H54V255H56L57 253L58 254L63 253V250L54 249ZM148 253H149V255H148ZM186 253L188 255H186ZM180 254H182V255L180 256ZM230 254H228V255H230ZM239 254H240V252H239ZM54 255L51 257L50 256L46 257V258H44V259H42V260H40L34 264H58L55 261H53ZM263 255H264V252H263ZM231 256L227 257L228 263L221 262L220 264H225V263L229 264V262L231 261V260H229V257L231 259ZM236 256H237L236 262L234 261L233 263L237 264V261H239V259H241V258H240V255H236ZM106 257H109V258H106ZM197 257H198V259H196ZM185 258H186V260H185ZM188 258L192 259V260H188ZM133 260H134V263H131V261H133ZM135 260H137V261L135 262ZM181 260H183L184 262H182ZM193 260L194 261L196 260V262H194ZM199 260L202 262H200ZM242 260H243V258H242ZM223 261H225V260H223ZM241 261L239 264H241ZM232 262H230V264H232ZM249 262H250L249 264H252V261L249 260ZM243 263H244V260H243L242 264ZM259 264H262V263H259Z\"/></svg>",
    "mask_w": 264,
    "mask_h": 264
}]
</instances>
